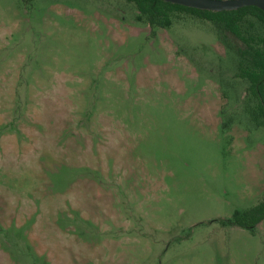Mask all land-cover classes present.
<instances>
[{"label": "rangeland", "instance_id": "rangeland-1", "mask_svg": "<svg viewBox=\"0 0 264 264\" xmlns=\"http://www.w3.org/2000/svg\"><path fill=\"white\" fill-rule=\"evenodd\" d=\"M136 14L0 0V264H264V218L217 221L264 195L234 54Z\"/></svg>", "mask_w": 264, "mask_h": 264}, {"label": "trees", "instance_id": "trees-1", "mask_svg": "<svg viewBox=\"0 0 264 264\" xmlns=\"http://www.w3.org/2000/svg\"><path fill=\"white\" fill-rule=\"evenodd\" d=\"M27 3L30 0H22ZM137 11L136 19H143L150 31L153 27L165 28L171 23L174 12H183L208 21L216 40L235 57L234 76L246 82L247 101L244 111L254 125L264 126V12L246 5L232 10L210 11L162 0H126ZM222 112V109L219 110ZM264 218V195L244 210H234L228 218H218L221 225L237 226L254 232Z\"/></svg>", "mask_w": 264, "mask_h": 264}, {"label": "water", "instance_id": "water-1", "mask_svg": "<svg viewBox=\"0 0 264 264\" xmlns=\"http://www.w3.org/2000/svg\"><path fill=\"white\" fill-rule=\"evenodd\" d=\"M165 2L179 4L186 7L221 11L232 10L241 6L252 5L264 12V0H162Z\"/></svg>", "mask_w": 264, "mask_h": 264}]
</instances>
